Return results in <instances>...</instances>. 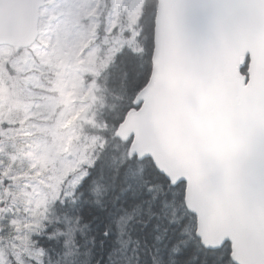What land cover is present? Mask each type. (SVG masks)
Listing matches in <instances>:
<instances>
[{
    "label": "trees",
    "instance_id": "trees-1",
    "mask_svg": "<svg viewBox=\"0 0 264 264\" xmlns=\"http://www.w3.org/2000/svg\"><path fill=\"white\" fill-rule=\"evenodd\" d=\"M153 7L148 2L142 19L149 48L144 53L122 49L112 56L107 73L95 77V85L105 91L107 107L92 110L98 122L91 134L85 133L82 142L87 139L81 149L89 161L94 153L96 161L72 174L87 171L80 182L74 183L72 175L56 179L54 171L41 163L31 166L27 150L12 148L15 139L0 137V249L6 264H153L150 257L156 255L151 247L154 233L151 226L145 228L140 223L146 219V206L137 210L135 205L142 198L138 192L143 178L150 176L156 181L164 177L151 159L139 161L132 156L131 142H122L117 136L126 114L134 108L136 95L151 76ZM23 51L12 48L13 53L1 62L12 84L24 77V73L9 66ZM79 111L81 114L82 109ZM89 112L86 110L87 115ZM22 128L21 123L0 122V131ZM92 138H96V145L103 141V147L89 146ZM16 145L20 146V142ZM27 147L31 148V143ZM57 166L53 164L52 168ZM39 169L40 173L33 171ZM46 175L49 185L42 182ZM29 181L40 184L45 194L43 202H28ZM155 264H160L158 255Z\"/></svg>",
    "mask_w": 264,
    "mask_h": 264
},
{
    "label": "water",
    "instance_id": "water-1",
    "mask_svg": "<svg viewBox=\"0 0 264 264\" xmlns=\"http://www.w3.org/2000/svg\"><path fill=\"white\" fill-rule=\"evenodd\" d=\"M44 5L45 0H0V46H32ZM229 11L217 0H158L151 76L117 136L132 141V156L151 159L168 175L183 174L206 155L223 173L230 193L255 200L259 146L251 125L260 107L258 100L243 102L230 90L243 55L225 26ZM258 44L264 46V37ZM216 218L222 219V210ZM207 236L215 240L214 229Z\"/></svg>",
    "mask_w": 264,
    "mask_h": 264
},
{
    "label": "snow or ice",
    "instance_id": "snow-or-ice-1",
    "mask_svg": "<svg viewBox=\"0 0 264 264\" xmlns=\"http://www.w3.org/2000/svg\"><path fill=\"white\" fill-rule=\"evenodd\" d=\"M229 9L225 26L239 43L243 55L238 76L230 90L238 100H258L260 117L251 127L259 146L258 192L255 200L237 198L227 190L223 173L200 155L179 176L161 173L163 180L149 176L140 183L135 205L146 206L153 244L160 264H264V0H217ZM206 191L214 196L206 198ZM222 210V219L216 213ZM216 232L209 240L208 229ZM156 255L151 256L153 264Z\"/></svg>",
    "mask_w": 264,
    "mask_h": 264
},
{
    "label": "rangeland",
    "instance_id": "rangeland-1",
    "mask_svg": "<svg viewBox=\"0 0 264 264\" xmlns=\"http://www.w3.org/2000/svg\"><path fill=\"white\" fill-rule=\"evenodd\" d=\"M119 5L120 2L116 4L117 8ZM66 13L67 11L61 8L54 15L53 20L57 21ZM44 17L46 20L50 14H44ZM133 19L135 15L133 17L131 15V20ZM68 22L67 19L56 22L51 33L48 32L42 38L39 36L32 47L17 54L11 61L9 66L13 70L24 73L22 80L13 81L14 86L5 66L1 64L2 60L5 61L13 53L12 48L6 45L0 46V122L4 120L11 124H23V128L19 131L16 129L0 131V137L15 139L11 144L12 148L24 152L27 150L26 156L31 166L36 167L41 163L42 166L50 167L56 179L72 175L85 164H87L86 168L93 166L96 161L94 153L89 161L88 154L81 149L87 139L82 142L85 133L91 134L93 125H97L98 122L92 110H105L107 107L105 91L98 84L95 85L97 83L95 77L107 73V66L115 55V50L118 49L119 41L121 40L122 43L129 41L124 29H129L133 24L126 21V18L118 23H109L107 26L109 32L117 27L118 35L106 42L107 50H101L99 49L101 45H97L91 51L88 50L86 56L82 58L83 49L92 44L87 42L89 35L97 36V25L91 18L88 25L89 34H87L84 32V26L79 25L72 28L77 32H71ZM41 27L46 29L45 23ZM82 60L86 61L83 63ZM84 72L87 73V84L82 79ZM105 80L108 83L107 78ZM93 87L96 89L92 91ZM80 106L81 114L79 111L81 109H77ZM86 110L90 111L88 115ZM60 141L62 144L59 143ZM95 141L96 138L90 139L89 146L95 149L103 147V141L98 145ZM17 142H20V146L16 145ZM43 142L45 146L42 147ZM28 143H31L29 149ZM5 145L2 144V151L5 150ZM53 164L59 166L52 168ZM33 171L40 173L41 169ZM86 173L81 171L76 176L72 175L73 178L75 176L73 182H80ZM48 178V175L42 178L44 185H49ZM39 185L34 181L27 183L29 203L44 201L45 194ZM1 196L0 188V199ZM0 264H6L2 249H0Z\"/></svg>",
    "mask_w": 264,
    "mask_h": 264
},
{
    "label": "flooded vegetation",
    "instance_id": "flooded-vegetation-1",
    "mask_svg": "<svg viewBox=\"0 0 264 264\" xmlns=\"http://www.w3.org/2000/svg\"><path fill=\"white\" fill-rule=\"evenodd\" d=\"M119 2L120 5L119 8H117L116 4H119ZM148 2L151 3L152 6H154L153 10L156 8V15L157 0H46V4L42 8V12L40 13L38 23L39 34L36 42L39 39V36H41L42 38L44 37V35H47L48 32L51 33L53 27H55L56 25V22L59 23L60 21L65 19L69 21L68 24L70 26L71 32H77L72 28L79 25L84 26V32H87V34H89L88 25H90V19L92 18L95 20V23L97 25V36L94 37L89 35L87 42H92V44L83 49L81 57L84 58L87 51H91L97 45H101V47L99 46V49L107 50L106 42L117 37L118 35V28L115 27L109 32V29L107 28L108 24L111 22L118 23L123 18H126V21L133 22L129 29H124V34L129 36V41L126 43H122L121 40L119 41L118 49L115 50V56L122 49H127L131 52L135 51V53H144L143 51L150 46V39L147 36L145 29L146 24L145 21L142 20L143 16L146 14V7ZM61 8H64L67 13L60 19H57V21L53 20L54 15ZM44 14H50V17L46 18L45 20ZM131 15L132 17L133 15H135V19H133V21L131 20ZM155 15H153L154 19ZM43 23H45L47 30L41 27ZM154 29L155 25L153 23V32ZM152 45L154 46V39L151 46ZM36 49L38 51V45ZM86 60H82L83 63ZM93 89L95 88L93 87L92 91Z\"/></svg>",
    "mask_w": 264,
    "mask_h": 264
},
{
    "label": "bare ground",
    "instance_id": "bare-ground-1",
    "mask_svg": "<svg viewBox=\"0 0 264 264\" xmlns=\"http://www.w3.org/2000/svg\"><path fill=\"white\" fill-rule=\"evenodd\" d=\"M243 136H244L243 134L239 135V136L237 135V136H235V138H236L237 141H242V138H244ZM243 141H246V140L243 139Z\"/></svg>",
    "mask_w": 264,
    "mask_h": 264
}]
</instances>
